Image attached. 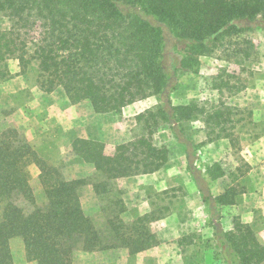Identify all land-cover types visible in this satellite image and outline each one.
<instances>
[{"label": "trees", "instance_id": "1", "mask_svg": "<svg viewBox=\"0 0 264 264\" xmlns=\"http://www.w3.org/2000/svg\"><path fill=\"white\" fill-rule=\"evenodd\" d=\"M0 14L10 20L9 28L0 30V83L12 76L9 61L16 60L19 74L36 71L40 89L62 87L99 113L159 98L158 105L137 115L133 138L109 154L96 140L73 142L76 155L94 165L92 184L99 197L112 190L113 180L154 173L170 162L169 148L155 141V133L167 126L184 145L186 169L212 213L218 254L226 264H264V244L249 224L236 219L235 230L227 231L219 221L220 206L236 203L243 191L239 179L251 166L214 195L209 180L227 173L219 163L202 171L188 134L191 122L201 120L209 140L228 138L231 120L225 112L233 107L172 100L182 77L199 72L203 56L220 51L241 67L253 59L258 50L248 35L264 29V0H0ZM50 157L19 127L0 130V264H15V237L23 239L27 258L39 264H73L79 250L125 248L132 256L160 244L149 225L124 220V208L117 210L123 207L120 198L110 202L116 207L111 213L103 208L106 223L98 224L82 205L85 178L70 177L63 159ZM31 165L39 171L38 189ZM150 215L145 218L152 224Z\"/></svg>", "mask_w": 264, "mask_h": 264}, {"label": "rangeland", "instance_id": "2", "mask_svg": "<svg viewBox=\"0 0 264 264\" xmlns=\"http://www.w3.org/2000/svg\"><path fill=\"white\" fill-rule=\"evenodd\" d=\"M9 26V18L0 14V30ZM248 36L258 50L250 62L241 67L226 60L220 51L203 56L199 72L182 77V85L172 94V100L175 104L197 100L233 107L225 112L231 120L227 124L228 138L209 140L201 120L191 122L188 134L198 149L195 158L201 170L219 163L221 170L227 173L209 180L214 195L221 194L232 184L233 174L239 175L246 164L251 166L239 179V188L243 191L236 203L220 206L219 221L227 231L235 230L236 219L249 224L264 244V29H256ZM9 66L12 76L0 83V104H6L0 108V130L19 127L36 149L44 148L45 153L51 154L50 161L63 159L70 177L85 178L82 205L88 215L100 225L106 223L103 208L111 213L116 207L109 206L110 202L120 198L123 207L119 205L117 210L124 208L121 215L128 224L149 225L160 243L172 242L157 253L165 258V264H226L214 241L212 213L186 169L184 145L167 126L155 133L157 144L166 145L170 153V162L164 166L161 176L149 173L113 180L108 185L112 190H107L102 198L92 184L94 165L71 149L75 140L89 139L103 143L109 154L117 145L133 138L139 131H135L139 125L137 115L158 105V97L137 101L118 112L99 113L89 100L75 101L62 87L52 92L40 89L33 68L27 75H21L18 61L10 60ZM8 81L14 84L13 98L3 92ZM222 82L229 83L230 87H221ZM239 88L241 90L236 91ZM169 168H172L170 175L165 176ZM31 169L32 184L38 189L39 171L35 165H31ZM37 196L41 200L42 193L38 192ZM148 213L152 224L145 218ZM155 214L161 217L155 220ZM11 250L15 264H39L27 258L22 238L11 239ZM167 251L171 257H165ZM137 255H128L125 248L79 250L73 264H137Z\"/></svg>", "mask_w": 264, "mask_h": 264}, {"label": "crops", "instance_id": "3", "mask_svg": "<svg viewBox=\"0 0 264 264\" xmlns=\"http://www.w3.org/2000/svg\"><path fill=\"white\" fill-rule=\"evenodd\" d=\"M6 88L3 89V92L7 93V97H10V98H13V93H14V84L10 81H8L6 83ZM142 101V100H140ZM136 103V102H134ZM6 106V104H0V108L1 107H4ZM124 110V109H123ZM117 112V111H116ZM40 150V149H39ZM44 148L41 149V152H43ZM48 156H51V154H47ZM165 167L159 169L158 171L152 173V174H155V175H159L161 176V172L164 170ZM172 170V168H169L167 170H165V176L167 175H170L169 171ZM164 172V171H163ZM167 188V187H165ZM168 241H165V243H160L159 245H157L156 247H153V248H150L148 250H145V251H142L140 253H137L138 255L136 256L138 261H137V264H165V258L159 254H157L159 252V250L161 249H165L167 248L166 246H169L170 243L172 242H168ZM167 244V245H166ZM176 244V243H175ZM179 244V243H178ZM177 244V246H178ZM176 246V245H175ZM165 257H171V254L169 251H167V254H165Z\"/></svg>", "mask_w": 264, "mask_h": 264}]
</instances>
